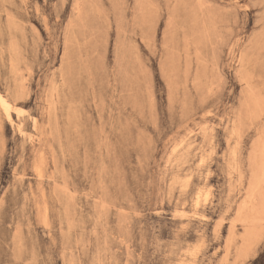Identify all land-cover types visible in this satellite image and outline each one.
I'll return each mask as SVG.
<instances>
[{
  "label": "rangeland",
  "instance_id": "374dc122",
  "mask_svg": "<svg viewBox=\"0 0 264 264\" xmlns=\"http://www.w3.org/2000/svg\"><path fill=\"white\" fill-rule=\"evenodd\" d=\"M0 264H264V0H0Z\"/></svg>",
  "mask_w": 264,
  "mask_h": 264
}]
</instances>
